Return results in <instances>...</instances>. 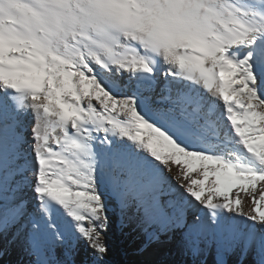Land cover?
Segmentation results:
<instances>
[{"label": "snow or ice", "instance_id": "obj_1", "mask_svg": "<svg viewBox=\"0 0 264 264\" xmlns=\"http://www.w3.org/2000/svg\"><path fill=\"white\" fill-rule=\"evenodd\" d=\"M115 210L264 264V0H0V239L110 264Z\"/></svg>", "mask_w": 264, "mask_h": 264}, {"label": "bare ground", "instance_id": "obj_2", "mask_svg": "<svg viewBox=\"0 0 264 264\" xmlns=\"http://www.w3.org/2000/svg\"><path fill=\"white\" fill-rule=\"evenodd\" d=\"M32 206L34 204L30 205L29 210ZM109 215L111 223L119 231L115 235H110L109 231L111 230L106 232L105 239L110 247V253L113 255H118L124 259L135 257L138 264H151L153 262L158 264L161 261L165 264H179L188 259H196L198 264H216L217 250L213 244L205 247L200 255L193 257L180 248L178 240L168 241L163 238L162 242H150L145 233L135 224L134 216L131 213L122 215L119 210H115L111 211ZM120 231L125 234L120 236ZM15 232L16 228L14 227L4 238L0 239V247L7 250L3 259L13 261V264H32L34 258L26 250L23 232L18 237L13 235ZM83 247V241H81L79 248L82 252H84ZM225 259L228 264H240L238 254H229ZM250 259V257L245 258L244 264H250Z\"/></svg>", "mask_w": 264, "mask_h": 264}, {"label": "rangeland", "instance_id": "obj_3", "mask_svg": "<svg viewBox=\"0 0 264 264\" xmlns=\"http://www.w3.org/2000/svg\"><path fill=\"white\" fill-rule=\"evenodd\" d=\"M108 230H111L109 231L110 235H115V233L119 232L118 229L114 227L113 223H110ZM122 234H125V233L120 231V236ZM61 251H62L61 249H57L58 256L61 253ZM59 258L63 259L62 256H59ZM75 259L77 261V264H80V262L84 259V252L79 251V254L76 255ZM107 259L109 260L110 264H138V261L135 259V257L133 259H129V258L124 259L118 255H113L111 253ZM11 260H14V259H11ZM13 263H14L13 261H10V260L6 261L3 258H2V261H0V264H13ZM179 264H198V261L196 259H188L187 261H184L183 263H179Z\"/></svg>", "mask_w": 264, "mask_h": 264}]
</instances>
